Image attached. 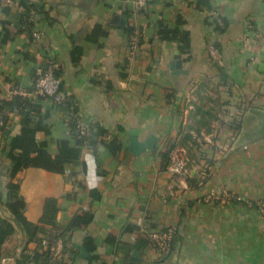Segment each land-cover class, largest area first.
I'll return each instance as SVG.
<instances>
[{"label": "crops", "instance_id": "1", "mask_svg": "<svg viewBox=\"0 0 264 264\" xmlns=\"http://www.w3.org/2000/svg\"><path fill=\"white\" fill-rule=\"evenodd\" d=\"M49 60L63 103L33 91ZM0 109V200L16 183L38 226L7 233L0 264H264V0H0ZM25 119L63 170L8 176ZM167 227L168 251L140 242Z\"/></svg>", "mask_w": 264, "mask_h": 264}, {"label": "trees", "instance_id": "2", "mask_svg": "<svg viewBox=\"0 0 264 264\" xmlns=\"http://www.w3.org/2000/svg\"><path fill=\"white\" fill-rule=\"evenodd\" d=\"M178 32L177 27H172L160 23L158 25V34L162 38L175 37ZM186 42H184L185 44ZM19 105V103H17ZM2 122H5V115L1 112ZM33 130L29 128L26 119L23 121L21 132L12 138V144L17 145L21 148V151L15 155L12 163L8 169V176L11 178L14 173L21 168L22 164L26 159L30 160V164L33 166H41L48 170H63V158L58 155L56 158H52L45 148V142H39L35 145L33 138H31V133ZM118 146V144H117ZM33 150L35 153L30 156V151ZM18 185L11 180H8L4 186L5 198L0 200V205H3L10 213V216H0V241L4 236L12 231L15 227L19 228L24 236V242H28L35 237L36 230L38 228L37 223H33L26 219L23 214L24 209V199L17 192ZM2 192H0V197ZM90 218L88 214L75 215L71 222L70 227L77 225L81 222H87ZM45 212L40 221H45ZM173 234V233H172ZM140 242H149L147 238H140ZM40 252H35L33 256L22 251L20 257L16 258L15 264H30L39 258ZM43 258L45 254H42ZM43 260V259H42ZM32 264V263H31Z\"/></svg>", "mask_w": 264, "mask_h": 264}, {"label": "built area", "instance_id": "3", "mask_svg": "<svg viewBox=\"0 0 264 264\" xmlns=\"http://www.w3.org/2000/svg\"><path fill=\"white\" fill-rule=\"evenodd\" d=\"M149 0H133L136 9H143ZM35 38L40 36L39 32H33ZM58 63L49 60L43 65L37 66L33 76V91L35 94L47 99L49 102L58 104L63 103L64 96L61 92V76L57 73ZM0 123H2L0 114ZM167 171L171 175H183L188 173L187 160L183 155H175L167 165ZM173 228L167 227L151 231L148 235L149 243L156 250L166 252L169 250Z\"/></svg>", "mask_w": 264, "mask_h": 264}, {"label": "water", "instance_id": "4", "mask_svg": "<svg viewBox=\"0 0 264 264\" xmlns=\"http://www.w3.org/2000/svg\"><path fill=\"white\" fill-rule=\"evenodd\" d=\"M130 148L136 152L137 149H143L144 148V144H142L141 142H138L134 137L131 138V141H130ZM138 259V251L137 250H133L132 251V254L130 256V264H135V262L137 261Z\"/></svg>", "mask_w": 264, "mask_h": 264}, {"label": "rangeland", "instance_id": "5", "mask_svg": "<svg viewBox=\"0 0 264 264\" xmlns=\"http://www.w3.org/2000/svg\"><path fill=\"white\" fill-rule=\"evenodd\" d=\"M176 155H180V154L176 153Z\"/></svg>", "mask_w": 264, "mask_h": 264}]
</instances>
